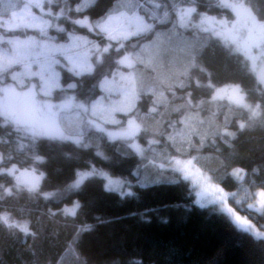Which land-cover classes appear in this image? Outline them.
Here are the masks:
<instances>
[{"label":"trees","instance_id":"16d2710c","mask_svg":"<svg viewBox=\"0 0 264 264\" xmlns=\"http://www.w3.org/2000/svg\"><path fill=\"white\" fill-rule=\"evenodd\" d=\"M72 1L70 4L74 6ZM153 1H156L155 16L160 17L154 31L156 46L161 48L162 44L165 45V51L156 55L158 72L155 75L168 73L167 64L173 60L176 49L186 59L194 50L199 63L212 73L218 87L239 84L249 103L261 102V92L257 90L253 76L244 68L242 54L235 52L233 46L230 54L224 41L211 32L177 27L176 18L184 7L195 6L198 14L205 12L213 17H226L230 21L234 18L231 9L221 7L220 0ZM111 2L99 0V6L92 10L89 18L99 19ZM140 2L142 4L145 0H135L129 8L122 10H128L129 15L141 12L145 7H141ZM246 3L258 18L264 17V0H246ZM61 22L69 25L71 32L75 29V33L86 34L91 40L97 39L95 43L100 40L95 33L72 25L70 20L62 19ZM2 30L1 35L5 38L12 36V33H3ZM47 37L56 41L69 40L67 35ZM147 40L148 34L133 37V49L146 54L150 48ZM5 45L0 44V49L8 57L11 54ZM168 46L172 49L166 48ZM105 70L111 71V68L106 65ZM61 71L63 73L58 75L60 86L64 89L69 83H77V87L58 91L57 94L76 95L78 100L87 102L102 95L94 87L96 77L73 76L66 67ZM193 75L204 79L203 74L195 69ZM0 76L3 77L0 86L14 83L11 74L3 73ZM143 81L150 83L151 76L145 75ZM27 82L23 87L15 82V87L29 89ZM196 91L197 95L209 98L208 90ZM150 99L143 97L138 104L139 115L147 128L137 138L142 154L129 146V140L111 139L102 131L90 130L95 134L90 139L82 135L80 138L84 142L79 145L58 140L34 142L8 126H0V139L5 141L0 145V151L12 154V160L5 161V164L10 166L16 163L21 172L34 167L37 174H44L40 183L41 194H29L25 189L15 197L0 200V214L8 213L18 223H27L29 228L26 235L18 228L9 229L0 224V264H264V238L239 230L215 205L201 208L195 202L194 193L189 194L191 187L188 182L180 180L179 173L167 167L168 160L180 153L172 147L167 136L159 133L167 127L169 119L175 120L176 113L166 110L155 121L151 116L144 117ZM212 113L216 114L211 121L213 124L218 120L222 126L227 115L233 130L237 127L235 121L246 116L242 109L226 99L205 105V114L211 117ZM119 115V123L109 124L110 128L122 129L125 126L129 116ZM79 121L85 122V119ZM70 123L73 129L66 123L62 127L73 137L79 135L78 130L85 128L84 123L78 124L72 119ZM181 129L182 126L177 125L168 128V131L178 139L177 132ZM153 133L157 134L158 143L150 142ZM190 138L194 143L198 142V137ZM17 145H23L22 150L17 151ZM185 152L187 155L182 157L195 156L196 166L211 176L213 182L225 192L236 193L238 202H231L230 206L264 232V216L247 207L252 202L250 194L259 191L257 185L264 182V171H253L264 169V125L255 123L248 130L238 132L232 147L217 138L215 144L205 143L198 150L186 147ZM35 155L42 156L45 162L35 163ZM226 163L242 168L243 179L226 175ZM161 164L165 165L164 169H161ZM91 167L102 168L116 177L124 178L134 194L127 196L128 193L122 195L107 189L105 179L97 171V175L87 179L81 189L69 190L67 185L74 179V173L88 171ZM155 175L156 179H153ZM142 178L144 182H141ZM29 179L27 176L21 177L25 184ZM178 180L179 183H173ZM16 182L13 176H0V183L7 187ZM44 193L50 194L48 199L44 198ZM76 202L83 205L78 210V216L64 215L63 210L71 208ZM84 225L92 230L85 231Z\"/></svg>","mask_w":264,"mask_h":264},{"label":"snow or ice","instance_id":"6c2138e0","mask_svg":"<svg viewBox=\"0 0 264 264\" xmlns=\"http://www.w3.org/2000/svg\"><path fill=\"white\" fill-rule=\"evenodd\" d=\"M62 3L64 6L59 7ZM134 0H112L105 7L99 19L92 20L90 15L93 9L99 6V0H76L75 7H72L70 0H30L29 3L23 5V11L18 12L16 9L20 6L19 0H0V29H6L8 33H13L20 24L18 21L35 20L36 17L29 11L30 9H40L48 16H54L56 20H70L71 24L78 28L87 29L89 32L95 33L101 37L106 43H93L85 37L72 32L66 33L68 39L73 42L81 41L87 45V53L80 62H71L67 67V71L73 76L96 77L94 87L98 88L101 93H111L114 86L119 84L121 94L124 96L123 106L112 107L108 109L110 120L106 122L119 123L112 115L115 112H124L129 116L127 127L123 128L118 134L109 133L110 136L118 135L130 141V147L136 153L142 154L143 150L135 140L142 132H146L147 128L143 123L142 117L139 115V101L143 97H150L149 107L144 112V117L151 116L155 121L161 117L166 110L176 113L175 120L169 119L167 127L159 134L167 136L172 147L176 149L181 156L187 155L185 148L195 147L197 150L202 148L205 143H216L217 138L224 144L232 147V142L237 139L238 132L248 130L253 124L260 123L264 125V17H257L253 14L252 9L246 3V0H220V6L231 9L235 13L237 20L229 27L227 21H219L220 28H208L206 17H202L199 23H196V8L191 7L186 10H180L177 16L178 28L199 29L202 32H211L218 38H221L225 45L228 46L230 54L232 53V45L235 46V52L242 54L244 60L242 64L248 74L252 75L257 90L261 92L262 100L260 103H249L246 93L239 84L225 85L223 88L218 87L212 79V73L202 64L199 63L195 51L187 57L185 62L177 63L174 68H170L168 73L163 76L155 75V69L149 75L151 82L140 87V82L135 78L134 73L139 66L144 64L143 54L133 49V37H141L153 31L151 23L146 18L135 16L134 19H128L126 12L122 9L129 8ZM56 4L55 13L49 9L50 5ZM75 15H72V14ZM7 17V18H5ZM127 20L126 24L117 25L120 20ZM215 23V22H213ZM48 27L52 25L45 21ZM56 30L65 33L64 27L59 24ZM41 33L46 35L44 28L41 27ZM242 33V34H241ZM13 44L12 39H5L0 35V44ZM15 56L8 58L6 62L0 63V74L9 73L13 81H18L17 74L10 73V69L14 63H17ZM106 65L111 71L105 70ZM27 69V66H25ZM202 73L204 79L200 76H194L193 70ZM124 70H128L125 74ZM28 75H36L27 72ZM55 76V74H54ZM43 80V76H41ZM58 79V77H56ZM55 80L44 81L40 91L45 97L51 95L53 87H58ZM21 87L23 85L21 84ZM69 89H75L77 83H69ZM35 85L29 87L28 91H17L12 84L0 87V126H8L17 134H23L28 139L39 142L40 140H58L61 142L80 143L79 140L73 138L66 128L61 127L55 119H53L54 109H63L66 105H54L47 100L40 102L36 100V93L33 91ZM199 89L208 90V97L197 95ZM227 95L230 103L240 108L246 113L240 119L235 121L236 130L230 127L229 118L224 116L222 126L217 120L213 124L212 119L216 118V114L212 113L211 117L205 114V105H210L217 99ZM106 99L105 95H101L99 99L79 104L78 108L82 113L95 114L98 106ZM177 125L182 126L186 133L183 140H178L168 128H175ZM202 129H206L202 131ZM103 131L102 128H100ZM11 135V133H9ZM198 137V142L190 137ZM151 143H158L157 134L153 133ZM5 141L0 139V145ZM23 145H17V151L22 150ZM97 155H101L97 153ZM35 163H44L45 160L40 155L33 157ZM12 154H6L0 151V176H13L16 184L7 187L0 183V200L5 197H15L20 191L27 190L29 194H41L40 183L44 179V174H37V170L33 167L30 170L25 169L23 172L17 167L16 163L10 166L5 161H11ZM196 157L192 156L187 159L171 158L167 162V167L172 171L179 173L180 180L188 182L191 187L189 194L197 197L196 203L201 208L208 205H215L218 209L227 215L232 223L241 231L252 232L254 225L246 216L238 214V210L230 206L231 202L236 201V193H225L217 183H213V178L196 166ZM161 169L165 168L164 164L160 165ZM264 171V169L253 170ZM19 173V175H17ZM244 170L242 168L231 167L225 164V174L234 177L237 180L243 179ZM97 175L94 167L88 171H80L74 173V179L67 185L69 190L81 189L85 185V181L90 177ZM100 175H103L101 173ZM30 177V181L26 184L21 177ZM109 185L112 181L109 180ZM173 183H179L174 181ZM146 187V185H141ZM259 191L250 194L251 201L247 207L264 216V182L257 185ZM134 193L129 192L127 196ZM50 194L44 193V198L48 199ZM259 197V199H256ZM83 205L79 202L73 204L71 208H65L63 214L70 217H77L78 210ZM0 224L7 226L9 229L18 228L26 235L29 234L27 223H18L11 218L10 214H0ZM85 231L92 229L88 225L83 226ZM34 235V234H33ZM256 235L264 238V232H257Z\"/></svg>","mask_w":264,"mask_h":264},{"label":"rangeland","instance_id":"374dc122","mask_svg":"<svg viewBox=\"0 0 264 264\" xmlns=\"http://www.w3.org/2000/svg\"><path fill=\"white\" fill-rule=\"evenodd\" d=\"M75 1L76 0H73L72 3L75 4ZM29 2L30 0H19L20 6L16 10L18 12L23 11L22 6L25 3H29ZM149 2H152L154 5L148 4ZM63 6L64 5L62 3L59 5V7H63ZM140 6L145 7L141 12H136L133 15H129L128 10H125V12H126V17L129 20L134 19L135 16L146 18L148 22L151 23L152 29H153V33L152 32L148 33L147 42L150 48L148 49L146 54L141 52L143 54L144 64L139 66L138 70L134 73L135 78L140 82V86L142 87L143 84L146 83V81H143V77L145 75H149V73H151L153 69H155V73H156L157 71L156 70V55H161L165 51V48H164L165 45L162 44L161 48L156 46V39H155L154 31L156 30V21L160 18V17L158 18L157 14L155 16L156 1L154 2L153 0H145V2H143L142 4L140 2ZM72 7H75V5ZM191 7H195V6L184 7L183 10H186ZM195 8H196V13L193 14L196 16L195 22L199 23L202 17H206L207 19L209 18L208 20L209 22L205 24V27H208V28L219 29L220 25L218 22L222 20L227 21L229 27H231L232 23H234L237 20L235 13H234L233 20L230 21L226 17H222V16L213 17L205 12L203 13L201 12L200 14H198L197 7ZM49 9L53 11V13H55L57 10V6H54V4L50 5ZM29 11L32 13V15L36 17V19L18 21L20 26L11 34L12 36L7 35L6 37L8 38L4 37L5 39L13 40V44L6 43L7 45L4 46L7 48V50L9 51V54L11 55L8 57L4 56L3 54L5 53V51L0 49V63L6 62V60L8 58H11L12 56H15L16 60L18 61L17 63H14L12 65L13 69L11 70V73L17 74L19 83L17 81H14V83L11 82L9 84H12L14 87H15V82L18 85H21V84L25 85V83L27 82L26 80L28 79V82L26 85H29V86L27 87H31L35 85V88L33 89V91L35 93H38L37 95L40 98V102H44L45 100H47L48 102L54 105H61V104L66 105L63 109L53 110L54 112L53 116L55 117V119H59L62 125L66 123L70 129H73V125L70 123L71 119L76 121L78 124L84 123L85 128H82V129L87 130V131H83L82 129L78 130L77 132L79 133V135L73 138H80L82 135H86L85 137H88L90 139L95 134L94 132H90V130L101 131L100 128L103 129L102 131L103 134L107 135V137L111 139L121 138L118 135L110 136L109 133H113V134L120 133L123 128L127 127V123L122 129H116V128L112 129L108 125L114 124V123L106 122L110 120L111 118L107 111L108 109L112 107L123 106L121 102L124 101V96L121 94L119 84L114 86L113 91L111 93H107V94L102 93V95L106 96V99L102 101V104L100 106H98L94 115L89 114L90 117H87V114L84 113V117H83L80 114V109L78 108V105L89 103V102H83L81 100H78L76 95H72V94L69 95L66 93L63 94L62 92H64V89L65 90H70V89L68 87L63 89V87L60 86V82L58 81V79H56V77H58L59 74L63 73L61 71L63 67L67 68L70 66V61L71 62L82 61L85 57V54L87 53L88 46L85 45L83 40L77 41V42H73L70 39L68 40V42H66L64 39H61L58 41H56V39L50 40V37H47V35L55 36V37L56 36L65 37L66 33L71 32L69 25L62 23L61 22L62 19L56 20L54 16L46 15L45 12L41 11L40 9L33 8V9H30ZM45 21L49 22L52 26L48 27L46 24H44ZM126 23H127V20H124V19L116 22L117 25L126 24ZM58 24L65 28L66 30L65 33H60L56 30V26ZM41 27L44 28V32L46 33V35L41 33ZM2 31L3 33H7L6 29ZM75 34L80 37H85L87 38V40H90L93 43H95V40H97V39L91 40V38L86 34H78V33H75ZM0 35H1V29H0ZM98 38H100L99 40L100 43H106V41L101 40V37L98 36ZM232 46L235 49V46L234 45ZM166 48L172 49L170 46ZM173 53H174L173 60L169 64L166 63L168 65L167 69L174 68L178 62L182 63V62H185L186 60V56L183 57V55L179 54V51L177 49ZM61 54H63L64 58L61 57L62 56ZM22 61H25L26 63ZM25 66H27V69ZM124 71H125V74H127L128 70H124ZM27 72L35 73L36 75H28ZM34 76H37V78ZM41 76H43V80L41 79ZM35 78L37 80L34 81ZM52 80H55L59 86L53 87L51 91V95L48 97H45L40 91V89L43 86L44 81H52ZM2 86H6V85H1L0 87ZM58 91H62V92H59V94H57ZM2 96H3V93H0V97ZM99 97L97 99H99ZM223 99H226L227 101H229V99L227 98V95H224L223 98L217 99L216 101L223 100ZM119 114H125V113L118 111V112L113 113L112 115L115 116L116 120L120 121ZM83 118L85 119V122L84 121L80 122L79 120H84ZM89 118L91 120H89ZM182 133H185L183 127L180 131L177 132L178 139L185 138L184 135H182ZM135 143L140 144L138 139L135 140ZM173 157L179 158L182 160L191 158V157H182L180 155H176ZM96 171L98 174L103 173L102 176L106 181L105 186L107 189L119 192L122 195L127 194L131 191L130 185L128 184L127 180H125L124 178L116 177L112 175L111 172L106 171L102 168H97ZM152 177L153 179H156V175ZM109 180L112 181L111 185H109L108 183ZM142 181H143V178L141 182ZM252 224L254 225V231H252L253 233L261 232L254 223Z\"/></svg>","mask_w":264,"mask_h":264},{"label":"flooded vegetation","instance_id":"af4514ba","mask_svg":"<svg viewBox=\"0 0 264 264\" xmlns=\"http://www.w3.org/2000/svg\"><path fill=\"white\" fill-rule=\"evenodd\" d=\"M208 20H209V18H208ZM17 89V91H28V89H23V90H21V89H18V88H16ZM38 93H36V97H37V99H38V101H40V98H39V96L37 95ZM83 102H87V101H84L83 100ZM80 114L84 117V113H82L81 111H80ZM87 117H90V115L89 114H87ZM53 119H55V117L53 116L52 117ZM56 121H57V123L62 127V124L60 123V120L59 119H55ZM89 120H91L90 118H89ZM88 123V122H87ZM96 131V130H95ZM74 137H76V136H74ZM74 139H76V140H79L80 141V143H78L79 145L80 144H83V140H82V138H74Z\"/></svg>","mask_w":264,"mask_h":264},{"label":"clouds","instance_id":"9594fccd","mask_svg":"<svg viewBox=\"0 0 264 264\" xmlns=\"http://www.w3.org/2000/svg\"><path fill=\"white\" fill-rule=\"evenodd\" d=\"M2 79H3V77H2V76H0V82H2Z\"/></svg>","mask_w":264,"mask_h":264},{"label":"water","instance_id":"95a60500","mask_svg":"<svg viewBox=\"0 0 264 264\" xmlns=\"http://www.w3.org/2000/svg\"><path fill=\"white\" fill-rule=\"evenodd\" d=\"M36 100L38 101L37 97H36Z\"/></svg>","mask_w":264,"mask_h":264}]
</instances>
